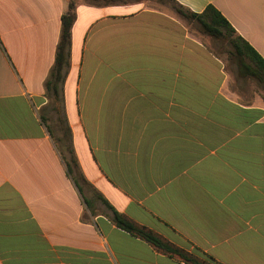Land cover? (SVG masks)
Listing matches in <instances>:
<instances>
[{"label":"crops","instance_id":"obj_1","mask_svg":"<svg viewBox=\"0 0 264 264\" xmlns=\"http://www.w3.org/2000/svg\"><path fill=\"white\" fill-rule=\"evenodd\" d=\"M171 1L214 7L264 60V0ZM73 3L62 107L81 191L40 115L68 1L0 0V264H185L100 197L202 261L264 264V83L150 0Z\"/></svg>","mask_w":264,"mask_h":264},{"label":"trees","instance_id":"obj_2","mask_svg":"<svg viewBox=\"0 0 264 264\" xmlns=\"http://www.w3.org/2000/svg\"><path fill=\"white\" fill-rule=\"evenodd\" d=\"M67 1V11L61 17V30L55 50L53 67L45 82V94L50 100V105L45 109V112H47L46 116L52 113V115L56 117L55 120L51 118V121H53V129L51 130V128H47V131L56 144L60 156L64 161L68 175L75 183L78 190L81 191V187L86 184V181L79 169L73 153L71 133L67 126L62 107V85L69 64L70 31L75 19V4L73 3V0ZM95 1L109 3L114 0ZM178 7L179 10L176 11L177 16L180 18H191L195 20L198 23L202 34L213 39H219L222 37L229 39L230 45L233 49L232 56L235 60L238 76L249 77L257 82L264 83V60L244 40L236 36L230 24L214 7L207 6L200 14L190 13L182 7ZM41 120L44 122L45 119L41 118ZM100 199L110 211V220L118 229L144 241L154 251L179 260L185 264H214L212 260L210 262L202 261L177 248L154 232L134 223L124 215L119 214L105 200L101 197Z\"/></svg>","mask_w":264,"mask_h":264},{"label":"rangeland","instance_id":"obj_3","mask_svg":"<svg viewBox=\"0 0 264 264\" xmlns=\"http://www.w3.org/2000/svg\"><path fill=\"white\" fill-rule=\"evenodd\" d=\"M150 1H152L153 4L158 5V6L162 7L163 9L168 10L171 13L177 15L176 11L179 10V7L174 2H172L171 0H150ZM181 19L188 24V27L190 30H192L196 35H199L205 41H207L208 44L210 45V47H212L213 50L219 55V57L226 63V67L231 72H233V74L237 75L235 60L232 56L233 49L230 45L229 39H227L225 37H222L219 39L210 38L209 36H206V35L201 33L200 27L195 20H193L191 18H181ZM246 62L249 63L248 61H246ZM252 80H254V79H252ZM254 81H256V80H254ZM40 115H42V117H45L44 122L46 121V123H47L46 126L48 128L53 129V121H51V118H47V116L45 114H42V112ZM51 117H54L52 115V113H51Z\"/></svg>","mask_w":264,"mask_h":264}]
</instances>
